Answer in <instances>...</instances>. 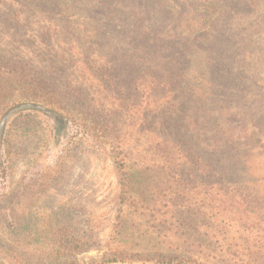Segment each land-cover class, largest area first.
Returning <instances> with one entry per match:
<instances>
[{
  "label": "rangeland",
  "instance_id": "rangeland-1",
  "mask_svg": "<svg viewBox=\"0 0 264 264\" xmlns=\"http://www.w3.org/2000/svg\"><path fill=\"white\" fill-rule=\"evenodd\" d=\"M63 1L0 11V41L13 33L32 67L101 118L70 104L55 125L17 102L2 119L0 264H264V0ZM139 30L159 51L148 63L123 57ZM178 106L198 120L178 123ZM196 140L223 178L178 191V141ZM121 162L136 198L121 192Z\"/></svg>",
  "mask_w": 264,
  "mask_h": 264
},
{
  "label": "trees",
  "instance_id": "trees-1",
  "mask_svg": "<svg viewBox=\"0 0 264 264\" xmlns=\"http://www.w3.org/2000/svg\"><path fill=\"white\" fill-rule=\"evenodd\" d=\"M63 0H0V11L4 10H10L11 9H30L34 10L35 6H38L41 10L47 9L49 7H55L59 6L63 3ZM64 4V3H63ZM46 6V7H45ZM43 7H45L43 9ZM42 8V9H41ZM37 12V11H35ZM19 12L15 13V16L13 18H8L5 21L6 25H8L7 22L12 23L14 26H18V21L16 20L17 15ZM77 17V16H75ZM10 28H13L14 31H17L18 28L10 26ZM6 29V28H4ZM140 29V27H138ZM11 30V29H9ZM53 31V29L48 28L44 31L43 35L39 36V39H43L44 41L38 42L39 45L42 47H46V45L49 43V41L53 36L50 33ZM98 29H93L94 33H97ZM56 32V31H54ZM10 36L7 37L6 40H3L4 42L0 41V126L2 119L5 117V115L8 113L9 110H11L15 105L14 103L18 104H34L38 106L39 108L32 109L33 112H38L40 110L43 112V109H49L48 111L54 112L55 114L59 115L63 119H69V106L70 104L78 105L79 107L84 110L86 114L94 115L96 119L101 118V114H99L96 109V106L93 102H91L88 98H86V93L79 92L78 90L71 88L69 85L64 86H54L53 84L48 81L47 78L43 77L41 75V70H36L32 65L30 64L31 58H26L27 54L22 53V46L15 42V36L12 34H9ZM37 37V36H36ZM134 39L137 40L136 45H129L131 47L132 54L129 53L127 55H123V57H134V60L138 62H149V58L151 57H158L159 51H156V48L153 46H149V43L153 42V39H147L148 36L145 32L141 34V30L135 32ZM142 39V41H139ZM18 43V44H17ZM118 46V44H116ZM156 51V53H153ZM23 55V56H22ZM146 75L148 73H145ZM133 75V74H132ZM170 76V75H169ZM150 78L153 79L152 75H150ZM170 78H173V75L170 76ZM154 89L155 87L158 88L159 86L169 88L172 85L171 79H165V81L158 82L157 78L154 77ZM158 82V83H156ZM49 91H52V93H49ZM81 91V90H80ZM55 96L58 97V99L54 98ZM149 96V94H148ZM200 96V95H199ZM198 96V98H199ZM206 99V98H205ZM19 100V101H16ZM15 101V102H14ZM204 101V100H201ZM208 102V100H206ZM91 102V103H88ZM209 106V105H208ZM207 106V107H208ZM199 107V106H198ZM207 107H203L204 109H198V112L200 114L202 113V118H207L208 113L205 111ZM42 108V109H41ZM182 107L178 106V116H179V122L182 123L185 122V120H191L196 121L198 120L197 117H195L194 114L188 113L185 110L181 109ZM182 112V113H181ZM181 113V114H180ZM192 114V115H189ZM94 118V119H95ZM107 123V122H106ZM84 129L86 130V125H83ZM182 127H178V134L179 131H181ZM195 142L197 144H195ZM193 141L192 146L186 148L181 145L180 141H178V153H179V160H178V170L181 173L180 176V186H178V191L181 189L182 192L186 191V185L187 183L195 182L197 184H201L200 186H197L196 184L194 186H191L190 189H188L186 192H192L197 190L198 188L203 189H211L214 185H218L220 180L216 179L223 178L220 177L218 174L215 173V171L208 167L207 163L204 164L202 162V159L199 157V153L197 152H191L194 150H198L200 145L202 144L200 141L196 140ZM186 148V149H183ZM216 147H213L215 149ZM220 148V147H219ZM198 156V157H196ZM124 166L123 173H122V189L121 192H123V195L129 198H136L137 195L135 194L136 186L135 184V178L136 173L132 171L127 166V163H122ZM196 180V181H195ZM212 180H215L212 182ZM199 191V190H198ZM180 193L178 192V198L180 197ZM37 242V241H36ZM78 246V245H77ZM75 245L74 248H77ZM53 252V251H50ZM54 253H50L49 257H51ZM121 254H119V257H114L111 260L104 261V262H122L123 258H121ZM130 260H138L145 262L147 260L152 259H145L143 257H140L137 259V255H129L127 256ZM159 260L156 261L159 264H170L171 257H166L165 255H159ZM173 259V258H172ZM56 259H54V262ZM56 264H77L76 262H65V263H56Z\"/></svg>",
  "mask_w": 264,
  "mask_h": 264
},
{
  "label": "water",
  "instance_id": "water-1",
  "mask_svg": "<svg viewBox=\"0 0 264 264\" xmlns=\"http://www.w3.org/2000/svg\"><path fill=\"white\" fill-rule=\"evenodd\" d=\"M24 108H29V106H20V107L15 108L14 110H20ZM11 113L12 112L8 113V115H10ZM47 113L51 116V119L55 125L64 121L63 118H61L59 115L55 114L54 112L48 111ZM2 130H3V126H0V143H1Z\"/></svg>",
  "mask_w": 264,
  "mask_h": 264
}]
</instances>
